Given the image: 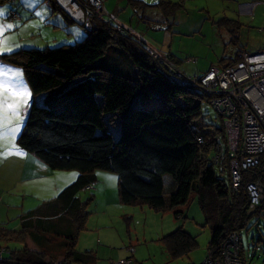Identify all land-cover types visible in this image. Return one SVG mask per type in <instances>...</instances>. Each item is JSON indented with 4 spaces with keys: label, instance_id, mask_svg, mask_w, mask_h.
Instances as JSON below:
<instances>
[{
    "label": "trees",
    "instance_id": "trees-1",
    "mask_svg": "<svg viewBox=\"0 0 264 264\" xmlns=\"http://www.w3.org/2000/svg\"><path fill=\"white\" fill-rule=\"evenodd\" d=\"M51 1L69 21L76 20L56 0ZM129 3L140 10L159 7L165 17H174L182 6L171 1ZM84 20L80 17L77 21L86 26ZM91 23L87 36L77 43L20 49L3 56L23 67L33 93L27 121L17 140L19 146L53 170H78L79 175L56 198L63 209L59 218L69 217V236L63 234L65 225L49 224L26 213L20 229L0 225V240L25 244L11 249L0 261L76 264L94 260L93 254L76 249L89 214L88 201L79 194L96 182V170H107L118 175L119 198L127 205L174 210L186 204L195 191L211 231L208 252L220 255L223 242L235 232L245 262L240 233L249 228L253 218L264 216V200L250 206L246 189L250 175L239 189L232 187L223 116L219 115L222 127L207 135L201 132L197 125L202 117L201 101H209L203 92L176 83L158 54L127 29L120 30L112 19L96 17ZM218 23L232 28L234 20L223 18ZM240 53L235 59L225 60L223 67L236 63ZM169 59L174 63L173 58ZM44 93L47 105H37L36 98ZM153 93L172 103L173 108L131 110L138 95L147 99ZM105 114H109L110 122L116 115L121 116L123 131L118 139L110 131ZM165 174H171L176 182L175 191L168 196L164 191ZM261 177L264 181L263 173ZM51 228L56 230L55 236H48ZM59 235L66 238L61 243L63 250L52 256L46 244ZM163 239L174 258L198 246L197 239L182 227Z\"/></svg>",
    "mask_w": 264,
    "mask_h": 264
},
{
    "label": "rangeland",
    "instance_id": "rangeland-1",
    "mask_svg": "<svg viewBox=\"0 0 264 264\" xmlns=\"http://www.w3.org/2000/svg\"><path fill=\"white\" fill-rule=\"evenodd\" d=\"M56 1L64 8L67 7L68 0ZM144 1L149 4L171 1L182 3V6L174 17H165L156 6L140 10L134 8L129 0H103L106 16L114 17L115 24L124 25L154 53L173 58L175 61H171L172 64L187 75L200 76L212 67L222 68L225 60L235 59L238 52L264 49V0ZM53 5L51 0H0V81L4 82L5 89H11V92H4L3 96L11 97L12 93H18L14 98L18 101L15 113L12 109H7L5 114L8 119L0 121L4 125L0 127V133H5L0 138V147L3 146L5 153L12 144H15L16 149L10 154L0 155H13L16 150H21L17 140L25 126L33 100L31 87L22 86L24 90L20 93L17 90L25 76L23 67L8 62L3 56L20 49H46L74 44L82 41L88 34L86 26H82L77 20L69 21L68 16ZM12 12H18L20 16L13 17ZM223 18L234 20V25H230L232 28L218 23ZM16 71L19 73H15ZM45 97V93L39 95L36 98L37 105H47ZM12 102L13 99L8 100V103ZM201 103L202 117L197 125L207 135L216 127H222L223 121L208 100L203 99ZM156 107L171 109L173 104L157 93L147 99L138 95L131 110ZM108 115H104L106 123L114 138L118 139L123 131L122 118L116 115L110 122ZM17 128L18 131H12ZM2 161L0 159V163ZM216 171L218 175H222L219 168ZM74 172L79 175L78 170ZM96 174L100 176L97 189L102 190H82L79 194L83 201H88L89 214L86 227L81 231L76 245L77 250L87 255L93 254L95 258L76 264H117L121 259L130 257L133 264H200L204 261L208 255L211 231L205 224V216L195 191L186 204H179L174 210L160 211L148 205L123 204L119 198L118 175L107 170H96ZM19 176L20 173L17 177L12 175L8 179L0 176V204L2 203V208L4 205H12L4 213H10L11 219L22 215L21 209L15 205L31 203L29 205L35 207V198L40 196L27 192L28 184L21 182ZM163 180L164 191L168 196L175 191L176 182L171 174H165ZM58 204V210L49 208L44 214L40 212L36 216L49 224L65 225L63 234L67 237L70 231L66 228L71 227V223L68 215L64 219L59 218L63 209L62 204ZM175 212L180 215L177 216ZM17 219L19 223L21 218ZM7 225L13 227L11 224ZM17 227L20 228V224ZM180 227L197 239L198 246L188 254L174 258L163 237ZM55 231L51 228L48 236H55ZM240 234L246 264H264V216L253 218L249 228L243 229ZM57 237L52 243L46 244L52 256L62 252L61 243L64 244L66 240L62 235ZM0 245L15 249L24 247L25 244L0 240ZM31 245L35 247L33 243ZM131 247L135 249L134 252L130 251ZM8 255L5 254L6 257ZM0 264L19 263L11 261Z\"/></svg>",
    "mask_w": 264,
    "mask_h": 264
},
{
    "label": "built area",
    "instance_id": "built-area-1",
    "mask_svg": "<svg viewBox=\"0 0 264 264\" xmlns=\"http://www.w3.org/2000/svg\"><path fill=\"white\" fill-rule=\"evenodd\" d=\"M68 14L78 20L85 18L87 28L93 18L106 16L103 0H68L65 8ZM13 17L19 13L12 12ZM92 18V19H91ZM120 30L127 29L118 24ZM128 30V29H127ZM129 33H131L128 30ZM132 34V33H131ZM159 56L168 66L171 78L181 86H193L203 92L218 114L224 118L227 154L230 159V179L234 189H239L245 177L251 176L246 189L251 207L264 200V49L255 52L243 51L239 60L229 66L212 67L200 76H190L172 64L169 56ZM216 158V162H220ZM96 188V182L88 184L84 190ZM131 247L130 251L134 252ZM0 249V258L4 256ZM117 264H133L131 258L121 259ZM200 264H246L240 255V237L230 234L223 242L220 255L211 251Z\"/></svg>",
    "mask_w": 264,
    "mask_h": 264
},
{
    "label": "crops",
    "instance_id": "crops-1",
    "mask_svg": "<svg viewBox=\"0 0 264 264\" xmlns=\"http://www.w3.org/2000/svg\"><path fill=\"white\" fill-rule=\"evenodd\" d=\"M19 73V72H15ZM21 78V77H20ZM20 87L17 88L19 93L24 90L25 85L26 87H30L27 79L25 76L22 78V83H20ZM24 88H23V87ZM30 107V106H29ZM20 147V146H19ZM21 148V147H20ZM20 152L23 155L18 154H11L7 156L0 155V159L3 160L0 163V176L4 179H8L12 175H18L20 173L19 179L21 182H27L28 190L27 192H32L35 194H39L40 196H36L35 198V207H31V203L26 204L23 203L22 205H15L16 208L21 209L22 215L28 213V216L33 215L34 218H38L36 215L37 213L44 214L46 210L49 208L53 210H58L60 201H58L57 195L70 184L75 178H77V173L74 170H63V172H59L58 170L51 169L44 161H42L39 157L35 154L28 152L21 148ZM0 153H5V149L3 146L0 147ZM74 178V179H73ZM100 179L99 174H96V188L95 190L101 191L100 188L97 189L98 181ZM91 190V189H90ZM93 190V189H92ZM89 191V190H87ZM81 193V192H80ZM93 195L92 193H90ZM81 197V195H80ZM55 199V200H53ZM2 204V203H1ZM0 204V224L2 227L9 228V229H20L22 227V215L10 218V213L4 215L6 208H11L12 205H4L3 208ZM8 211V210H7ZM2 212V214H1ZM10 212V210H9ZM7 218V219H6ZM21 218L20 222L19 219ZM17 223V224H16ZM7 224H11L9 227ZM20 224V228L17 225ZM0 249H4V255L9 254L11 252V248L7 245L3 247L0 245Z\"/></svg>",
    "mask_w": 264,
    "mask_h": 264
},
{
    "label": "snow or ice",
    "instance_id": "snow-or-ice-1",
    "mask_svg": "<svg viewBox=\"0 0 264 264\" xmlns=\"http://www.w3.org/2000/svg\"><path fill=\"white\" fill-rule=\"evenodd\" d=\"M4 92H11V89H5L4 88V82L0 81V121H4L7 120L8 117L6 116V111L7 109H12L13 113H15V109L17 107L18 101H16L14 98L16 95H18V93H12L11 97L9 96H3ZM9 99H13L12 103H8ZM0 127H4L3 124H0ZM13 132L18 131L17 129H13ZM5 135V133H0V138H2ZM16 146L15 144L11 145V148L8 150V152L3 153V154H10L12 150H15ZM16 154L18 155H23L22 152H20L19 150H16Z\"/></svg>",
    "mask_w": 264,
    "mask_h": 264
},
{
    "label": "bare ground",
    "instance_id": "bare-ground-1",
    "mask_svg": "<svg viewBox=\"0 0 264 264\" xmlns=\"http://www.w3.org/2000/svg\"><path fill=\"white\" fill-rule=\"evenodd\" d=\"M1 262V261H0Z\"/></svg>",
    "mask_w": 264,
    "mask_h": 264
}]
</instances>
